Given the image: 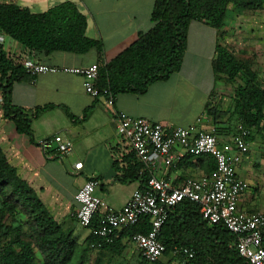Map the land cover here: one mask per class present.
<instances>
[{
    "label": "trees",
    "instance_id": "trees-1",
    "mask_svg": "<svg viewBox=\"0 0 264 264\" xmlns=\"http://www.w3.org/2000/svg\"><path fill=\"white\" fill-rule=\"evenodd\" d=\"M229 7L264 11V0H154L150 13L152 26L140 32L134 42L111 60L104 62L99 56L97 88L107 89L115 98L118 93L142 94L151 83L168 79L180 67L190 22H203L220 35ZM86 25L85 16L71 2L34 13L13 2L0 0V31L36 58L57 51L84 54L95 50L101 55L103 44L85 35ZM212 70L215 81L241 80L233 90L230 108L222 111L215 105H207L205 112L213 122V134L222 133L224 124L233 127L235 132L236 125L241 123L254 128L247 137L249 141L255 133L264 137V85L258 82L256 71L219 42L215 45ZM23 79L33 81L34 77L14 62L0 44L1 115L32 142V119L50 106L27 112L13 104L12 85ZM120 148L113 159L117 180L137 179L143 183L148 174H139L141 165L135 154L133 151L122 154ZM191 157L185 155L179 163ZM195 159L205 174L215 167L214 158L209 154ZM16 212L26 215L28 235L21 223L14 224ZM96 220L97 216L93 222ZM148 228V222H144L122 230L113 243L103 244L98 249L90 246L94 238L88 234L83 252L76 258L79 246L72 230L63 229L52 218L36 191L18 175L0 146V264H36L38 257L40 264H83L93 250L121 255L131 235ZM159 238L165 246L161 259L150 263L138 253L142 263L173 264L176 258L182 264H247L237 253L235 235L222 223L208 224L198 204L187 199L169 211ZM181 248L191 250L193 256L188 258L181 251H175Z\"/></svg>",
    "mask_w": 264,
    "mask_h": 264
},
{
    "label": "crops",
    "instance_id": "crops-1",
    "mask_svg": "<svg viewBox=\"0 0 264 264\" xmlns=\"http://www.w3.org/2000/svg\"><path fill=\"white\" fill-rule=\"evenodd\" d=\"M2 1L13 2L34 13L71 2L85 16V35L101 41V55L95 50L84 54L57 51L39 58L33 57L32 53L26 55L38 63L59 69L85 68L97 63L99 56L107 62L134 42L140 32L152 26L150 13L154 0ZM217 42L214 28L203 22H190L179 69L168 79L151 83L142 94H116L111 106L105 104L102 98L87 94L80 75L61 70L38 74L34 81L23 79L13 83V104L27 112L36 107H50L32 119V142L27 135L18 133L14 124L3 118L0 111V146L18 175L36 191L49 214L63 229L78 230L75 217L78 203L74 195L85 180L93 177L100 180L96 194L114 210L121 209L139 185L137 179L118 181L113 168L114 154L121 147L116 133V111L169 126H186L201 118L200 128H213L211 117L205 112L207 105H215L222 111L226 109L222 106L226 99L224 86L215 81L212 70ZM9 51L21 57L27 53L16 42L12 43ZM224 125L222 133L216 135L219 142L227 141L234 133L233 127ZM54 134H60L73 144L72 151L62 158L46 157L37 145L39 140ZM77 161L82 162L80 169L73 167ZM202 174H205L204 169L195 157L163 168L158 173L173 185ZM236 174L249 184L238 202V208L264 212V137L260 134H254L249 152L236 167ZM258 188L262 190L258 192ZM79 227L83 229L85 239L88 229Z\"/></svg>",
    "mask_w": 264,
    "mask_h": 264
},
{
    "label": "built area",
    "instance_id": "built-area-1",
    "mask_svg": "<svg viewBox=\"0 0 264 264\" xmlns=\"http://www.w3.org/2000/svg\"><path fill=\"white\" fill-rule=\"evenodd\" d=\"M13 42L0 31V44L10 58L21 64L34 79L38 74L59 70L78 74L82 77V86L87 94L93 98H102L109 106L113 105L111 93L96 86V63L85 68L59 69L38 63L32 58L10 54ZM200 122L201 118H197L186 126H169L121 111L115 112L116 133L122 154L133 151L141 165L139 174L147 173L148 176L143 183L139 181V185L119 210L108 207L96 194L101 183L97 177L85 180L77 189L74 195L78 203L76 221L87 228L88 234L94 238L90 245L92 248L98 249L103 244H111L122 230L148 222V230L134 232L129 242L134 244L145 261H158L165 249L159 238L160 229L169 211L187 199L198 204L199 212L208 224L222 223L235 235L237 253L247 264H264V212L238 208V202L249 184L237 176L236 167L249 152L250 141L247 137L254 128L238 123L230 138L219 142L213 129L200 128ZM37 145L49 158H62L73 149L72 142L60 134L41 139ZM203 154L211 155L215 161L214 169L208 174L185 178L177 185L158 175L163 168L179 163L185 155L197 157ZM73 167L80 169L82 162H75ZM95 216L97 220L93 222ZM175 251H181L188 258L193 256V252L186 248Z\"/></svg>",
    "mask_w": 264,
    "mask_h": 264
},
{
    "label": "rangeland",
    "instance_id": "rangeland-1",
    "mask_svg": "<svg viewBox=\"0 0 264 264\" xmlns=\"http://www.w3.org/2000/svg\"><path fill=\"white\" fill-rule=\"evenodd\" d=\"M218 42L226 47L240 60L249 63L250 67L256 71L258 75V82L264 85V11L262 9L256 10H243L238 8L229 7L225 17L223 31L218 35ZM14 55L16 53L14 52ZM20 56L21 58H27ZM220 86H224L223 91L226 99L223 101V108H230L232 105V93L234 88L241 83L240 79H235L233 82H225L220 79ZM1 102V97H0ZM233 121L230 123L232 124ZM209 130V129H207ZM258 192L262 190L257 189ZM256 191V190H255ZM262 197H264V189L262 190ZM14 224L21 223L26 232L29 233V228L26 223L27 217L21 212L15 213ZM78 226V230L73 235L78 243V250L76 251V258L83 252L85 246V239H83L84 231ZM78 235V236H77ZM36 264H40L38 257ZM83 264H144L138 258V251L134 244H128L121 255H113L101 251H90L88 260ZM173 264H182L181 261L175 258Z\"/></svg>",
    "mask_w": 264,
    "mask_h": 264
}]
</instances>
